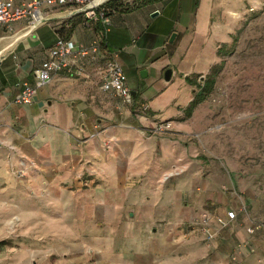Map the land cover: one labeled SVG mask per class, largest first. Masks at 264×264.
Here are the masks:
<instances>
[{
	"label": "crops",
	"instance_id": "crops-1",
	"mask_svg": "<svg viewBox=\"0 0 264 264\" xmlns=\"http://www.w3.org/2000/svg\"><path fill=\"white\" fill-rule=\"evenodd\" d=\"M215 1L109 9L104 46L117 52L134 106L101 91V54L85 60L83 70L74 65L70 73H54L31 103L14 104L22 82H33V69L58 36L88 45L102 28L85 23L69 5L46 8L45 23L29 34L22 31L23 19L0 28V210H23L25 235L51 244L47 252L57 264H264V248L253 243L264 232L248 235L241 213L227 226L214 222L219 233L210 241L190 225L201 212L221 216L238 208L216 189V171L196 162L193 172L196 150L189 132L204 100L189 115L185 108L196 85L183 79L187 90L177 103L163 77L170 68L169 80L181 75L201 82L219 61L225 27L213 20ZM212 32L218 36L207 49ZM140 103L150 118L170 120L171 129L151 134L137 112ZM179 160L184 174L164 181ZM205 197L212 200L209 209Z\"/></svg>",
	"mask_w": 264,
	"mask_h": 264
},
{
	"label": "rangeland",
	"instance_id": "rangeland-1",
	"mask_svg": "<svg viewBox=\"0 0 264 264\" xmlns=\"http://www.w3.org/2000/svg\"><path fill=\"white\" fill-rule=\"evenodd\" d=\"M213 5V20L224 23V43L218 44H225L226 53L219 57L221 70L189 132L196 150L192 166L193 172L198 164L204 165V170L216 171V189L232 197L231 204L245 205L242 218L249 223L264 219V0H217ZM217 36L209 33L207 49H213ZM180 76L166 81L168 91H176L177 103L187 90L181 82L187 77ZM185 170L179 160L163 174L164 181H173ZM171 171L176 174L165 178ZM211 201L205 197L204 206L208 208ZM23 224V210L10 215L6 209L0 210V264H57L55 254L47 252L51 244L31 240ZM253 243L264 248V235L257 236ZM252 262L261 264L257 259Z\"/></svg>",
	"mask_w": 264,
	"mask_h": 264
},
{
	"label": "built area",
	"instance_id": "built-area-1",
	"mask_svg": "<svg viewBox=\"0 0 264 264\" xmlns=\"http://www.w3.org/2000/svg\"><path fill=\"white\" fill-rule=\"evenodd\" d=\"M107 0H22L19 4L15 0H0V26L10 29L13 21L23 19L25 21L22 29L24 34H29L43 25L46 21L45 9L58 8L66 5L72 6L75 12L81 14L85 23L99 24L101 31L98 38L88 45L77 44L71 39L58 36L54 45L50 47L46 56L39 66L33 69V82L23 81L19 91L14 95L12 102L16 105L29 104L33 101L37 90L47 84L54 73L66 71L71 72L74 65L78 69H84V61H94L98 55L103 56V64L100 70V89L109 92L121 99L124 104L134 106V98L126 83V75L122 66L117 60V52L108 51L104 46L103 35L110 26L109 10L105 7ZM74 59V63L71 61ZM137 112L144 123H150L149 131L153 134L169 131L172 127L170 120L151 122L148 114V106L140 103ZM22 170L19 175L22 176ZM176 174L171 171L165 178ZM238 213L244 215L246 207L243 203L237 209L227 210L221 216H214L209 211L202 212L190 223L196 226L206 241L214 239L219 233L218 227H224L234 221ZM245 231L248 235H255L259 231L264 232V219L261 221L252 220L246 225ZM249 251L254 252V247L247 246ZM233 260L236 257L231 256ZM263 263L264 259L260 258Z\"/></svg>",
	"mask_w": 264,
	"mask_h": 264
},
{
	"label": "trees",
	"instance_id": "trees-1",
	"mask_svg": "<svg viewBox=\"0 0 264 264\" xmlns=\"http://www.w3.org/2000/svg\"><path fill=\"white\" fill-rule=\"evenodd\" d=\"M157 1H162V0H107L104 5L108 10L109 9L128 10L136 5H145ZM224 45L225 44H221L217 48L216 52L219 57H222L226 53V51L224 50ZM222 64H223L222 60L219 63L213 64L201 82L200 81L195 82L190 77H187V81L189 83L196 85L197 91H195L193 98L186 106L185 115H189L193 110V108L196 106V104L205 100L208 94L212 91L213 86L216 82V78L221 70ZM261 220H263V218H261L260 220L258 219L257 221H261Z\"/></svg>",
	"mask_w": 264,
	"mask_h": 264
},
{
	"label": "water",
	"instance_id": "water-1",
	"mask_svg": "<svg viewBox=\"0 0 264 264\" xmlns=\"http://www.w3.org/2000/svg\"><path fill=\"white\" fill-rule=\"evenodd\" d=\"M158 14V11H154V12H152L151 13V16H155V15H157ZM175 32H172L171 33V35H170V37H169V41L170 42H172L173 41V39H174V37H175ZM171 73H172V70L170 69V68H167V69H165V71H164V79L166 80V81H168L169 79H170V77H171ZM140 75L142 76V77H144L145 75H146V71L145 70H141L140 71Z\"/></svg>",
	"mask_w": 264,
	"mask_h": 264
},
{
	"label": "bare ground",
	"instance_id": "bare-ground-1",
	"mask_svg": "<svg viewBox=\"0 0 264 264\" xmlns=\"http://www.w3.org/2000/svg\"><path fill=\"white\" fill-rule=\"evenodd\" d=\"M3 54V53H2ZM2 54L0 55V57L2 56Z\"/></svg>",
	"mask_w": 264,
	"mask_h": 264
}]
</instances>
